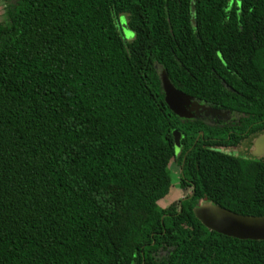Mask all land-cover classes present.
Masks as SVG:
<instances>
[{"label":"trees","instance_id":"16d2710c","mask_svg":"<svg viewBox=\"0 0 264 264\" xmlns=\"http://www.w3.org/2000/svg\"><path fill=\"white\" fill-rule=\"evenodd\" d=\"M2 14L0 264H264V240L191 210L264 215V157L216 149L264 132V0H4ZM159 70L241 114L234 138L204 141L209 126L172 113ZM170 160L193 193L160 207Z\"/></svg>","mask_w":264,"mask_h":264},{"label":"water","instance_id":"95a60500","mask_svg":"<svg viewBox=\"0 0 264 264\" xmlns=\"http://www.w3.org/2000/svg\"><path fill=\"white\" fill-rule=\"evenodd\" d=\"M163 100L175 115L188 116V109L195 108L192 97L175 88L163 70H159ZM178 147L179 134H174ZM264 142V132L254 138V144ZM194 217L208 230L236 239L264 240V215H242L229 211L210 201H202L192 207Z\"/></svg>","mask_w":264,"mask_h":264},{"label":"flooded vegetation","instance_id":"af4514ba","mask_svg":"<svg viewBox=\"0 0 264 264\" xmlns=\"http://www.w3.org/2000/svg\"><path fill=\"white\" fill-rule=\"evenodd\" d=\"M191 103H195V108H192L191 110L188 109V116L185 117V119L190 120L191 122L195 123H202L205 126H209L212 130L215 136L212 135L204 139V141H209V140H216V141H221L222 139L219 137V134H222L224 132L228 133L229 136L226 137V139L234 138L235 130L231 129L233 125L239 123L240 117H242L241 114H238L236 112L230 113L226 109H222L220 107L215 108L205 102L199 101V100H192ZM263 133V132H261ZM259 134L256 135H246L241 138L239 143L237 145H220L217 146L216 149L221 150L225 153H230L228 150L236 149L239 151L245 152L247 155L245 156L246 158H261L264 157V142L256 145L254 144V138L257 137ZM245 143V145H242ZM231 154V153H230ZM173 164L176 166V179H175V184L174 186L179 189L180 191V196L179 197H187L190 196L193 191H192V186L193 182L190 179L184 178L181 179V170L180 168L173 162ZM180 180L183 181L185 184L184 187L180 186Z\"/></svg>","mask_w":264,"mask_h":264},{"label":"rangeland","instance_id":"374dc122","mask_svg":"<svg viewBox=\"0 0 264 264\" xmlns=\"http://www.w3.org/2000/svg\"><path fill=\"white\" fill-rule=\"evenodd\" d=\"M3 1L4 0H0V21H2L3 19V14H2V6H3ZM118 23L116 22V25H117V29H118V32L121 36V38L124 40V41H127V40H130L133 36L132 32L128 29L127 27V24H126V16L125 14H120L118 17ZM242 145H245V143H243ZM228 152H230L231 154L235 155V156H240V157H245L247 154L243 151H239V150H236V149H232V150H228ZM168 167L171 171V179L172 181L175 182V179H176V166L173 164L172 160L169 161V164H168ZM175 183L172 182V185L170 186L168 192L166 193L165 196H163L161 199H159L157 201V204L160 206V207H165L167 206L168 204H171V203H175L178 199H180L181 197L180 196V191L178 188H176L174 186ZM117 189L114 190V192H116Z\"/></svg>","mask_w":264,"mask_h":264}]
</instances>
